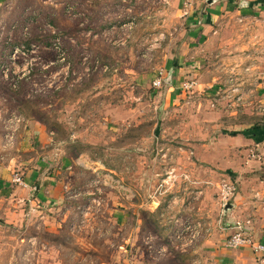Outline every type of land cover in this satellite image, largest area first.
<instances>
[{"label": "rangeland", "instance_id": "obj_1", "mask_svg": "<svg viewBox=\"0 0 264 264\" xmlns=\"http://www.w3.org/2000/svg\"><path fill=\"white\" fill-rule=\"evenodd\" d=\"M184 9L0 0V264H214L224 181L264 233V9L206 47Z\"/></svg>", "mask_w": 264, "mask_h": 264}, {"label": "crops", "instance_id": "obj_2", "mask_svg": "<svg viewBox=\"0 0 264 264\" xmlns=\"http://www.w3.org/2000/svg\"><path fill=\"white\" fill-rule=\"evenodd\" d=\"M184 2H186V0H184ZM197 3H198L197 8L196 7L194 8V6L191 5L190 7L184 9V14L185 13L186 15L192 14L193 19L191 21H192L193 27L196 28L194 31L199 33L198 39L199 41H201V47H204V46L206 47L207 45H209L210 42L211 43L215 42L219 34V30H217V26L220 25V23L224 21L222 19L226 18L227 15L231 13L236 14V15H241L242 19L246 20V19L253 17L247 14L248 12L251 13L252 11H256V12L261 13L263 12L262 10L264 9L261 7L263 6L262 4L263 2H261V0L259 1L258 0H196V4ZM244 14H247V15L245 16ZM203 56H206V54L205 55L203 54ZM175 73H177V71ZM164 82H167L166 79L164 80ZM175 82H176V79L175 80L173 79L172 80L173 85L175 84ZM167 84H169V86L172 85L171 83H168V82ZM171 88L172 90L174 89L173 86H171ZM256 92L258 94V98L260 99L261 103H263V106H264V83L263 85L258 84ZM235 139H236V142L242 139L248 144L255 143L254 135L253 137L248 136L247 138L246 137L244 138L239 135V136H236ZM257 145L259 146L260 144H257ZM260 159H261V156H258L255 158V160H260ZM252 174H255V172L253 171L251 175H246V176L256 179V176ZM261 183L263 186L264 181ZM26 187H28V185H26ZM255 189H256V186L253 188L252 186L249 185V190L247 191L255 190ZM259 194L264 196V191L262 190ZM247 195L248 194L244 190V192L239 194V197L235 200L236 203L232 204L233 207L230 210L226 211V216H228L230 219L228 225L232 222L233 218H237L236 214L241 206L245 208L246 206H248L250 209L251 208L253 209L252 206H255L254 204L256 203L249 201V200L247 201L246 199ZM257 209L258 211L256 214L259 215L260 212L262 211V208L257 207ZM256 236L257 238H259V240L264 242V233L262 234L257 233ZM252 253L253 252L251 251V249L247 247L239 249V250L231 251V250H227L226 248H224V245H223V249H220V251L215 254L217 257L215 259L214 264H257L256 257Z\"/></svg>", "mask_w": 264, "mask_h": 264}, {"label": "built area", "instance_id": "obj_3", "mask_svg": "<svg viewBox=\"0 0 264 264\" xmlns=\"http://www.w3.org/2000/svg\"><path fill=\"white\" fill-rule=\"evenodd\" d=\"M193 0H186L185 8L192 5ZM186 15V13H185ZM164 71L158 73L157 78L153 81L155 88H161L164 84ZM194 82L183 84L184 91H188L194 87ZM238 189L237 185L231 181H224L221 186V200L228 204L237 199ZM254 220L252 216L233 218L228 225L230 230L229 236L225 241L224 247L227 250H239L242 248H250L252 254L256 257L257 264H264V242L256 237L254 227Z\"/></svg>", "mask_w": 264, "mask_h": 264}, {"label": "water", "instance_id": "obj_4", "mask_svg": "<svg viewBox=\"0 0 264 264\" xmlns=\"http://www.w3.org/2000/svg\"><path fill=\"white\" fill-rule=\"evenodd\" d=\"M167 82L170 83L171 81H170V80H167ZM232 207H233V206H232L231 204H227L225 210L228 211V210H230Z\"/></svg>", "mask_w": 264, "mask_h": 264}]
</instances>
